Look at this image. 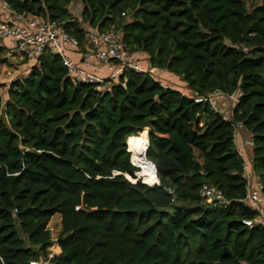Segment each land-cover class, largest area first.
Returning <instances> with one entry per match:
<instances>
[{
	"label": "trees",
	"instance_id": "1",
	"mask_svg": "<svg viewBox=\"0 0 264 264\" xmlns=\"http://www.w3.org/2000/svg\"><path fill=\"white\" fill-rule=\"evenodd\" d=\"M4 1L83 47L86 30L68 9L77 1L83 22L99 32L114 25L129 51L186 90L239 96L229 121L148 73L127 69L105 90L73 82L44 53L0 95V264H264V230L242 223L256 212L241 203L235 144L240 124L264 193V0H250L260 2L251 10L244 0ZM145 130L159 184L134 182L129 151ZM204 185L230 205L211 208Z\"/></svg>",
	"mask_w": 264,
	"mask_h": 264
},
{
	"label": "built area",
	"instance_id": "2",
	"mask_svg": "<svg viewBox=\"0 0 264 264\" xmlns=\"http://www.w3.org/2000/svg\"><path fill=\"white\" fill-rule=\"evenodd\" d=\"M0 48L5 49L7 55L34 62H37L44 53L57 55L73 82L94 84L99 90L110 88L127 69L148 73L163 85L156 72L164 70L150 67L148 63L142 66V63L147 61V54L142 51H129L120 35L114 31V25H110L102 32L96 29L86 31L85 41L81 47L75 37L56 23L40 16L17 13L4 0H0ZM139 56H142V59ZM181 93L194 102L209 103L211 108L221 115L226 112L223 101L231 96L220 90H214L204 96L190 90ZM223 118L231 120L227 116ZM239 126L242 127L240 124ZM253 145L252 139L245 141V147L252 148ZM239 155L243 159L242 170L246 180V194L241 203L256 212L254 219H245L242 223L247 227L259 225L264 230L263 184L254 173L248 154L244 152L243 155L239 152ZM200 197L211 208H226L230 205V202L211 185H204L200 189Z\"/></svg>",
	"mask_w": 264,
	"mask_h": 264
},
{
	"label": "rangeland",
	"instance_id": "3",
	"mask_svg": "<svg viewBox=\"0 0 264 264\" xmlns=\"http://www.w3.org/2000/svg\"><path fill=\"white\" fill-rule=\"evenodd\" d=\"M244 1L246 3L248 10H251L253 6L260 4V2H258V1L257 2H251L250 0H244ZM82 8H83L82 4L77 2V1H73L70 4V6L68 7L69 12L77 21H79L81 23L82 28H84V30H86V31L91 32L93 30V28H91L87 23L83 22L81 19ZM139 58L142 59V56H139ZM20 59L21 58H18L14 55H11V56L7 55L5 49H3L2 54H0V83H3L6 85L0 89V95L4 101L7 99L6 91H7V86L9 85V83L18 77H24L25 75H27L30 68L36 64V62H34L33 60L28 61L26 59H22V60H20ZM146 63H147V61L142 63V66H145ZM156 73H157V76L162 80L163 86L170 87L172 89H179L181 91L186 90L183 81H181L178 77H173L171 74H168L167 72H166L167 74H165L164 72H161V71L156 72ZM165 75H167L169 77L167 78V76H165ZM238 94H239V92L237 91L233 95H231L230 97L228 96L223 101V108L226 111L225 114H222L223 116H225V117L227 116V117L231 118V111H232L233 106L236 103V99L238 97ZM218 100L220 101L221 99H218ZM145 132L140 135L141 138L138 139L139 141L142 140V137L146 138L145 134L147 135V131L145 130ZM147 139L148 138H146V140ZM250 139H252V136L250 135V133L246 129H244L243 127H240L239 124H235V144H236V147L240 153H243V155H244V152H246L248 154L249 158H251V150L252 149L249 147H245V141L250 140ZM147 145H148V142H147ZM147 149H148V146L145 150V153L147 152ZM133 150H134L133 146H132L130 151L128 148V151H129V153L131 152V154L133 153ZM131 154H130V156H131ZM144 156L146 158L145 154H144ZM130 162L133 163L131 161V157H130ZM136 166L139 167V162H138V165H136ZM139 169H140V167H139ZM137 174H138V172H137ZM154 177H155V173L153 174L152 178H149V179L147 178V181L149 184H154L156 182ZM142 181H143V179H142ZM143 183H145V182H143ZM48 228L51 232L52 239H53V245L50 248V251L52 254H56V251H57L56 240H57V236L59 234V231L61 229V216L58 215L57 213L54 214L52 216L50 222L48 223Z\"/></svg>",
	"mask_w": 264,
	"mask_h": 264
},
{
	"label": "bare ground",
	"instance_id": "4",
	"mask_svg": "<svg viewBox=\"0 0 264 264\" xmlns=\"http://www.w3.org/2000/svg\"><path fill=\"white\" fill-rule=\"evenodd\" d=\"M138 141L139 140H137L136 143L133 144V149L134 150H133V153H132L133 156L139 162L140 171H138V176L141 175L140 176L141 178L145 177V178H148L149 179V178H152V176H153V174L155 172H154L153 165L150 162H148V160L144 156L145 150H146V148L148 146L147 145L148 140H146V138L142 137V140H140L139 142Z\"/></svg>",
	"mask_w": 264,
	"mask_h": 264
},
{
	"label": "water",
	"instance_id": "5",
	"mask_svg": "<svg viewBox=\"0 0 264 264\" xmlns=\"http://www.w3.org/2000/svg\"><path fill=\"white\" fill-rule=\"evenodd\" d=\"M148 140V139H147ZM148 146H149V143H148ZM145 155H146V153H145ZM148 162H150V161H148ZM152 165H153V167H154V172L156 171L155 170V166H154V164L152 163V162H150ZM135 175H136V179L134 180V182L136 181V180H138V179H141L142 180V178L140 177V176H138V174H137V172L135 173ZM143 182V181H142ZM154 184H159V180L157 181V183H154Z\"/></svg>",
	"mask_w": 264,
	"mask_h": 264
},
{
	"label": "crops",
	"instance_id": "6",
	"mask_svg": "<svg viewBox=\"0 0 264 264\" xmlns=\"http://www.w3.org/2000/svg\"><path fill=\"white\" fill-rule=\"evenodd\" d=\"M166 72H167L168 74H171L170 72L164 70V73H165V74H167ZM171 75H172L173 77H177V76H175V75H173V74H171ZM165 76H167V75H165ZM168 77H169V76H167V78H168ZM177 90H179V89H177ZM179 91H181V90H179ZM58 215H60V214H58ZM58 253H60V248H59L58 245H57V251H56V254H58Z\"/></svg>",
	"mask_w": 264,
	"mask_h": 264
},
{
	"label": "clouds",
	"instance_id": "7",
	"mask_svg": "<svg viewBox=\"0 0 264 264\" xmlns=\"http://www.w3.org/2000/svg\"><path fill=\"white\" fill-rule=\"evenodd\" d=\"M138 167V166H137Z\"/></svg>",
	"mask_w": 264,
	"mask_h": 264
}]
</instances>
